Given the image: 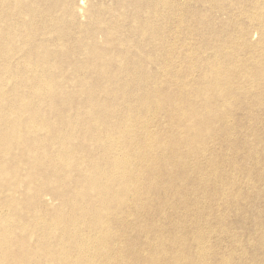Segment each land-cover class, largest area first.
Listing matches in <instances>:
<instances>
[{
  "label": "bare ground",
  "instance_id": "obj_1",
  "mask_svg": "<svg viewBox=\"0 0 264 264\" xmlns=\"http://www.w3.org/2000/svg\"><path fill=\"white\" fill-rule=\"evenodd\" d=\"M0 264H264V0H0Z\"/></svg>",
  "mask_w": 264,
  "mask_h": 264
},
{
  "label": "rangeland",
  "instance_id": "obj_2",
  "mask_svg": "<svg viewBox=\"0 0 264 264\" xmlns=\"http://www.w3.org/2000/svg\"><path fill=\"white\" fill-rule=\"evenodd\" d=\"M93 2H94V0H88V4H91ZM252 39H253L254 42L258 41L259 40V35L256 32H253L252 33ZM223 248H224V250H226L228 248V246L224 245Z\"/></svg>",
  "mask_w": 264,
  "mask_h": 264
}]
</instances>
